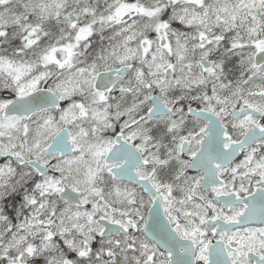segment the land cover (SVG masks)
Instances as JSON below:
<instances>
[{
  "label": "snow or ice",
  "instance_id": "obj_1",
  "mask_svg": "<svg viewBox=\"0 0 264 264\" xmlns=\"http://www.w3.org/2000/svg\"><path fill=\"white\" fill-rule=\"evenodd\" d=\"M0 264H264V0H0Z\"/></svg>",
  "mask_w": 264,
  "mask_h": 264
}]
</instances>
